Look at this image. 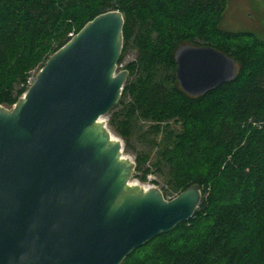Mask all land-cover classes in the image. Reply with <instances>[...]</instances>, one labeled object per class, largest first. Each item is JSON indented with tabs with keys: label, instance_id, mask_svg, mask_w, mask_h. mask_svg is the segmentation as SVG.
Wrapping results in <instances>:
<instances>
[{
	"label": "trees",
	"instance_id": "obj_1",
	"mask_svg": "<svg viewBox=\"0 0 264 264\" xmlns=\"http://www.w3.org/2000/svg\"><path fill=\"white\" fill-rule=\"evenodd\" d=\"M227 1L0 0L6 106L88 21L109 10L124 14L119 67L130 48L137 55L124 67L130 79L109 111V126L129 146L135 127L147 122L155 158L138 154L134 177L145 182L153 166L168 186L166 198L196 185L202 200L191 220L122 264H264V39L222 28ZM187 43L234 57L236 77L204 95L184 92L175 52Z\"/></svg>",
	"mask_w": 264,
	"mask_h": 264
},
{
	"label": "water",
	"instance_id": "obj_2",
	"mask_svg": "<svg viewBox=\"0 0 264 264\" xmlns=\"http://www.w3.org/2000/svg\"><path fill=\"white\" fill-rule=\"evenodd\" d=\"M124 14L88 21L54 52L28 90L0 105V264H122L191 220L196 186L166 198L134 177L137 162L106 119L120 100ZM180 87L200 96L232 81L238 64L215 47L175 52Z\"/></svg>",
	"mask_w": 264,
	"mask_h": 264
},
{
	"label": "rangeland",
	"instance_id": "obj_3",
	"mask_svg": "<svg viewBox=\"0 0 264 264\" xmlns=\"http://www.w3.org/2000/svg\"><path fill=\"white\" fill-rule=\"evenodd\" d=\"M221 26L223 29L231 31H251L258 37L264 39V0H228ZM136 55V50L130 48L125 55L123 64L118 70L124 69L128 62L136 58ZM35 77L36 72H33L28 80L30 85L34 82ZM128 79H130V76ZM116 110H119V107ZM109 118L110 114L108 113L106 115L107 121ZM148 125L147 122L139 123L134 129L129 146H126V154L132 156L134 159H136L138 154L150 152L152 154V160L154 161L155 150L149 144L150 136L145 133ZM149 175H152V179L158 182L162 190L168 189L164 178L156 171L155 167L152 166V173ZM168 198H171V196Z\"/></svg>",
	"mask_w": 264,
	"mask_h": 264
},
{
	"label": "built area",
	"instance_id": "obj_4",
	"mask_svg": "<svg viewBox=\"0 0 264 264\" xmlns=\"http://www.w3.org/2000/svg\"><path fill=\"white\" fill-rule=\"evenodd\" d=\"M151 176H152V175H149L147 181H145L144 183H146V184H154V180L152 179ZM155 184H156V183H155Z\"/></svg>",
	"mask_w": 264,
	"mask_h": 264
}]
</instances>
